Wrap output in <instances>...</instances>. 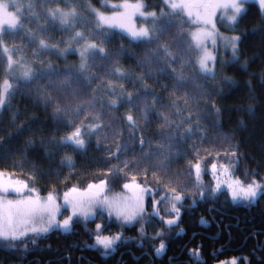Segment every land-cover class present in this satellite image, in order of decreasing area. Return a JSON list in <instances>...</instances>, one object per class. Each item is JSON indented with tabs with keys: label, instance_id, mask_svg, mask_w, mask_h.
Returning <instances> with one entry per match:
<instances>
[{
	"label": "trees",
	"instance_id": "trees-1",
	"mask_svg": "<svg viewBox=\"0 0 264 264\" xmlns=\"http://www.w3.org/2000/svg\"><path fill=\"white\" fill-rule=\"evenodd\" d=\"M141 1L145 11L163 10L166 14L160 21L164 30L151 42H129L126 35L111 29L109 39L101 43L103 37L94 34L95 17L86 5L99 9L102 0H32V14L21 8L22 27L4 30L0 43L22 50L34 71L51 63L59 74L30 83L11 80L14 95L0 110V171L12 173V178L26 181L42 195L61 194L73 187L84 190L89 183L103 179L107 194L116 196L135 176L136 183L150 191L148 199L170 200L173 189L182 195L178 222L169 227L164 223L169 215L159 217L147 209L131 224L97 212L88 219H74L68 232L29 234L16 242L15 248L0 242V264H198L190 255L195 249H199V264H231L233 258L238 264H264V195L253 202H233L222 192L201 197L193 167L196 163L203 167L229 164L235 179L245 185L252 179L264 183V25L260 8L254 2L246 5V14L235 25L236 30L230 31L241 36L239 61L221 63L218 58L213 79L198 71L188 22L178 13L168 12L162 0ZM54 8H76L82 19L73 31L83 32L108 53L107 57L97 54L90 61V82L77 78V53L58 55L38 50L40 39L63 49L72 35L62 31L58 23L45 20L47 11ZM138 23L150 26L152 20ZM31 33H35V42ZM163 46L173 54L174 63L165 58ZM162 66L167 71L160 72ZM117 67L127 74L124 78L111 74ZM181 74L185 82L177 86L176 76ZM67 76H72L71 83L62 87ZM224 76L232 83H223ZM5 78L7 58L0 48V83ZM121 88L124 99L133 94L134 103L109 107ZM154 100L155 107L149 109L145 122L141 114L144 105H152ZM57 105L61 109L82 107L78 116L69 113L57 118ZM129 114L136 119L135 129L127 122ZM81 122L102 126L84 137L88 143L82 150L57 147L55 142ZM187 129H191L190 134ZM169 143L168 155H161L165 150L158 145ZM118 145L123 147L117 157ZM67 156L72 157V167L66 160L62 163ZM161 162L164 167L158 166ZM206 176L204 182L211 188ZM97 224L102 225L103 235H121L107 255L102 248L90 247L95 244ZM157 232L162 235L153 239ZM161 240L166 248L157 255Z\"/></svg>",
	"mask_w": 264,
	"mask_h": 264
},
{
	"label": "snow or ice",
	"instance_id": "snow-or-ice-1",
	"mask_svg": "<svg viewBox=\"0 0 264 264\" xmlns=\"http://www.w3.org/2000/svg\"><path fill=\"white\" fill-rule=\"evenodd\" d=\"M249 0H164V3L168 8L172 10V13L177 11L186 10L189 16L193 15V10L199 21H203L205 26L211 25V31H198L193 33L192 40L195 42L197 50L202 49V53L197 60L198 71L205 76H212L215 78L214 68H209V63H214L216 60L215 55L209 52L205 47V42L207 40H212L213 45L217 44V38L224 42L225 49L230 48L232 57L230 61H221V63H237L239 61V43L241 41L240 35L232 36H221L216 31L215 23L212 17L216 15L217 9H224L227 13L231 12V15H226L222 18V21H226L228 27L235 31V25L239 22L240 18L246 14V4ZM261 11V22L264 25V0H256ZM102 6H108L107 0H102ZM8 5L0 3V32L3 31V25L7 24L10 29H16L21 27L18 18L13 13L7 11ZM32 5H29L31 8ZM90 14L95 15V28L93 29L94 34L101 35L103 39L101 43L106 42L109 39V31L111 29L119 28L124 34H126L129 42H151L155 38V34L160 33L164 30L161 26L160 21L166 15L163 10H161L159 17L156 12L145 13L143 11L144 4L137 0V3H129L128 0H124L123 3L112 4L110 7L112 9H122L121 11H113L111 15H105L103 12L92 8L91 5H86ZM139 15L144 19L152 20V27H137L133 23L134 17ZM82 19L80 14L77 12L76 8H71L68 11H64L60 8L49 9L45 15V20L51 22L55 25L59 23V27L62 31H71L72 35L65 41L66 44L71 45L78 43L79 41H84V43L77 49H72L71 47L58 49L56 45H49L45 39H40L38 42V50L40 51H55L58 55H66L69 52L76 51L79 53L80 63L75 72L77 78L83 77L88 82L91 81L92 77L87 75L90 71V61L94 60L97 54L107 57L108 53L104 47L99 46L93 40L89 39L81 31H73L76 28L77 23ZM41 31H46L45 28H41ZM33 36V42H35V33H31ZM50 39V37H49ZM59 43V42H58ZM0 48L7 55L8 60V72H11L17 62L13 60L10 53L13 51L8 47H5L0 43ZM163 52L166 59H171L173 54L168 51L167 46H163ZM171 62H175L171 59ZM183 66V65H182ZM20 77L18 79L22 80L24 83H30L32 80L52 75H58L51 65L48 64L47 68H42L39 72L34 71L33 68L27 64L20 65ZM65 71L71 72V69H66ZM160 72H165L167 69L161 67ZM117 78H124L127 74L122 72L119 67L115 68L111 73ZM172 74H175V69L172 70ZM223 83L230 84L232 80L228 76H224ZM72 76L65 77L64 81L61 82L62 87H68L71 83ZM177 86L185 82L184 76H176ZM145 93H147L148 86L144 85ZM113 94L116 93V89L111 88ZM15 87L9 80L5 79L3 83H0V110L9 104L11 97L14 95ZM75 95V92H73ZM50 100L51 97H47ZM95 98H93V101ZM124 102L128 104L134 103L133 94L129 93L127 98L123 97V88L120 90V95L117 99L111 100L108 104L109 107L114 108L118 106V103ZM176 101H173L175 104ZM81 105H77L75 108L71 106H66L61 109L59 105L56 106V111L54 113L57 118L61 114L78 116L81 110ZM155 107V100L152 105L145 104L142 111V115L147 122V115L150 108ZM94 119H99V117H94ZM129 126L135 129L138 125L136 119L133 115L129 114L126 117ZM190 119V117H189ZM165 123H168L167 117H164ZM71 123V122H70ZM102 125L91 124L85 125L81 122L75 125L74 131L70 132L67 136L61 137L59 141H56L57 147H71L73 151H79L86 147L88 141L84 138L85 136H91L99 130ZM189 134L191 129L186 130ZM143 139H141V147H143ZM123 146H117L116 156L118 157L119 152ZM172 144L167 145L160 144L158 148L165 151L161 152V155L167 156ZM67 161V166H73V160L71 156L62 158L63 161ZM127 163H125V168H127ZM158 166L164 167L163 162ZM197 176V182L200 180L201 167L199 163L194 166ZM213 165V169H215ZM13 174L9 173L7 176L4 171H0V242L3 243L6 248H15V243L21 241L32 234L33 236H38L43 233H47L51 230H60L68 232L71 230L74 223V218L83 216L88 219L90 216L94 215V209L99 208L101 212L105 209L108 211L109 216L115 212L117 219H121L124 224L133 223L138 217L143 215L144 212V198L148 193V189L141 187L136 183V177H132V183H125L123 185L124 189L135 190L134 196L130 199L121 202L118 199H109L105 192L107 191L106 180H100L98 184L89 183L87 189L81 192L77 187L69 189V191L64 193V203L61 205L57 201L58 196H55L52 192H49L46 198H41L35 188H29L28 183L19 179H13ZM228 192L231 195L233 201L243 200L248 202L255 201L259 196L264 195V183L258 182L256 179H252L251 182L246 185L236 180L233 183L227 185ZM221 190V184L217 183L212 189V193L216 194ZM29 193L25 197V193ZM173 196L171 198V209L170 213H175V217L172 219H167L164 223L171 227L178 222L180 216V209L177 207L183 197L182 195L176 193L175 189L172 190ZM15 194L20 199L9 200L6 197ZM76 194V195H73ZM204 192H201V197H203ZM63 211H70V214L66 216L63 220L58 219L59 215ZM153 211L158 214L156 208V202H153ZM163 219V218H162ZM201 223L205 221L201 220ZM97 234L95 236V244L90 245V247H99L104 250V255H107L110 251L114 250L115 245L121 240V235L119 233L115 235H103L102 225H96ZM182 231V230H181ZM141 233H143V228H141ZM162 233L157 232L153 239L158 238ZM35 243V240H33ZM166 248V244L161 240L159 246L156 248V254L160 255ZM190 255L195 257L199 264V249L191 250ZM223 264V262H222ZM231 264H238L236 258H233Z\"/></svg>",
	"mask_w": 264,
	"mask_h": 264
},
{
	"label": "rangeland",
	"instance_id": "rangeland-1",
	"mask_svg": "<svg viewBox=\"0 0 264 264\" xmlns=\"http://www.w3.org/2000/svg\"><path fill=\"white\" fill-rule=\"evenodd\" d=\"M123 2H117V3L107 2L108 3V6H102L99 9L98 8H95V9L99 10L100 12H103L105 15H111L113 11H121L122 9H112L110 7V5H112V4H118V3H123ZM128 2L129 3H133V4L134 3H137V1L136 2H133V1H130V0ZM140 2H142V1L140 0ZM162 2H163V5H164V8H166V10L168 12H172V10L170 8H168L167 5L164 3V0H162ZM250 2H254V3H256L258 5V3L256 2V0H249L248 3H250ZM0 3L8 5L7 11L10 12V13H13L14 15H16L17 18H18V20H19V22H20V12H21V8H23V9L24 8H27L31 12V14L34 13L33 12L32 0H25L24 3H22L21 0H0ZM29 5H32V7L29 8ZM143 11L145 13H148L144 9H143ZM152 12H155V11H152ZM176 13H178L179 15H181L184 18V20H186L188 22V24L190 25L189 36H190V39H191L192 44L196 48L195 42L192 40L193 33H196V32L201 31V30L211 31L212 30L211 29V25L205 26V24L203 23L202 20L198 22V18H197V15L195 13V10H193V15L192 16H189L186 10L177 11ZM159 14H160V12L157 13V16L158 17H159ZM226 15H231V12L228 11L226 13L224 11V9H222V8L216 10V15H214L212 17L213 22L215 23V26H216V31L221 36L237 35V34H234V33H231L230 32L232 30L228 27L226 21H222V18L226 17ZM94 17H95V15H94ZM95 19H96V17H95ZM143 19L144 18H142L139 15H137L136 17H134L133 23L138 28L139 27L151 28L152 25L148 26V25L143 24V23H138V21L140 22V20L142 21ZM21 27H17L16 29H10L9 26L7 24H5V25H3V31L4 30L14 31V30H18ZM113 30H116V31L121 32L122 34H124L119 28H115ZM2 32H0V34ZM124 35H126V34H124ZM83 43H84L83 40L82 41H79L78 43L71 44V45H68V44L65 43V46H66L65 48L71 47L72 49H77ZM205 47L207 48V50L209 52H212L213 55H215V57H216V60H215L214 63H212V62L209 63V65H208L209 68H214V70H215V64H216V61H217L218 58H220L222 61H230L231 60V57H232L231 49L230 48L225 49L224 42L223 41H220L218 38H217V44L216 45H213L212 40H207L205 42ZM8 48L13 50L10 53V55L12 56L13 60L17 62L16 66L13 67V69L11 70V72H8V60H7V78H5V79L9 80V82L11 83V80L12 79H18L20 77V72H21L20 65L27 64V65H29V66L32 67V62L29 59H27L26 54L22 50L15 49V48H12V47H8ZM73 52L77 53V55L79 57V53L78 52H76V51H73ZM196 52H197V55H196V65H197V60H198L199 56L202 53V49L201 50H197V48H196ZM227 53H228V56L226 57ZM6 58H7V55H6ZM79 59H80V57H79ZM197 67H198V65H197ZM33 70H34V68H33ZM213 165L216 166L215 169H213ZM200 167H201L200 180H199V185H200V188H201L200 192H204L205 196L206 195L213 194L212 193V189L216 186L217 183H220L221 184V190L218 191V192H222V194L224 193L225 196L229 200L233 201L232 198H231V195H230V193L228 192V189H227V185L229 183H233L234 181H236V179H235V177L233 175L232 167L229 164H221V163H214V164H212V165H210L208 167H203V166L200 165ZM204 174H206L208 176V179L211 182V185H210L211 188L206 186V184L204 182ZM5 175L7 176L8 174L5 172ZM195 176H196V171H195ZM196 178H197V176H196ZM98 183H94V184H98ZM130 183H132V182H130ZM28 186H29V184H28ZM202 186H204V187H202ZM141 187H143V186H141ZM29 188H32V187L29 186ZM86 189L80 190V191L81 192H84ZM67 191H69V190H67ZM67 191H65V192H67ZM122 192L123 193H117L116 196H110V195L107 194V192H105V195L109 199H118L121 202H124L125 200L130 199V198H132L134 196L135 190H133V189H124L123 188V191ZM37 193H38V195L41 198H46L47 195L49 194L48 193V194L42 195L38 191H37ZM64 193H61V194L53 193L55 196H58L59 197V199H58L57 202L59 204H61V205L64 203ZM149 194H150V191H148V193L145 195V198H144V212H143V214H145L147 210H151V213H153V214H155L156 216H159V217L161 216L162 213H166L167 215H169V217H166V220L167 219H172V218L175 217V213H170V209H171V199L170 200L169 199H164L162 201H157L156 200L155 202H156V208H157L158 214L154 213V211H153V202H154V200L151 197H150V199L147 198V196ZM12 195L13 196H11L9 198V200H15V199H20L21 198V197L16 196L15 194H12ZM28 195H29V193L26 192L25 193V197H27ZM73 195H76V194H73ZM233 202H243V200H238V201H233ZM177 207H178V203H177ZM93 211H94V214L97 213V212H101L99 208L94 209ZM104 212L107 213L106 216L108 218H111L112 217L114 219H117L115 212H113V214L111 216H109L108 211L106 209L104 210ZM69 214H70V211H63L62 210V214L59 215L58 219L63 220ZM74 219L84 220L85 218L83 216H79V217H76ZM117 220H121V219H117ZM122 223H123V221H122Z\"/></svg>",
	"mask_w": 264,
	"mask_h": 264
},
{
	"label": "flooded vegetation",
	"instance_id": "flooded-vegetation-1",
	"mask_svg": "<svg viewBox=\"0 0 264 264\" xmlns=\"http://www.w3.org/2000/svg\"><path fill=\"white\" fill-rule=\"evenodd\" d=\"M201 261H203V262H204V260H201Z\"/></svg>",
	"mask_w": 264,
	"mask_h": 264
},
{
	"label": "water",
	"instance_id": "water-1",
	"mask_svg": "<svg viewBox=\"0 0 264 264\" xmlns=\"http://www.w3.org/2000/svg\"><path fill=\"white\" fill-rule=\"evenodd\" d=\"M201 262H203V261H201Z\"/></svg>",
	"mask_w": 264,
	"mask_h": 264
}]
</instances>
